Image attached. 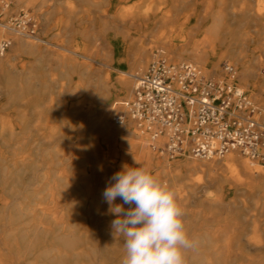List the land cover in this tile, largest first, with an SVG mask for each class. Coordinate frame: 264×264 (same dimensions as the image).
Wrapping results in <instances>:
<instances>
[{
	"label": "rangeland",
	"instance_id": "rangeland-1",
	"mask_svg": "<svg viewBox=\"0 0 264 264\" xmlns=\"http://www.w3.org/2000/svg\"><path fill=\"white\" fill-rule=\"evenodd\" d=\"M4 1L9 3V8H11L9 15L0 17L4 24L23 10H28L39 24L37 35L50 37L51 42L42 41L38 50L21 52L7 61L5 57L11 51L10 46L5 55L1 56L0 197H9L12 201L7 209V217L9 218V212L16 210V205L23 200L24 196L31 192L32 186H25L32 180L36 164L38 185L45 171L51 169V174L60 171L61 175H67L71 183V186L68 185L67 188L72 193L79 196L86 193L87 201L82 205L84 212L82 222L88 226L89 230L91 229L83 240L78 238L74 240V245L70 244L62 257V264H122L126 255L123 238L113 237L101 226L109 219H115L114 215L105 214L108 205L102 200V192L109 178L122 166L141 167L143 158H138L140 151L134 145L138 140L134 135L127 133L128 129H134L135 125L131 123L117 125L111 119V115L108 117V124H113L118 128L122 127V129L124 127L123 131L127 135V140L133 143V146H129L123 134L109 136L101 132L100 128L97 131L95 129L91 134L89 124L83 127L76 124L74 126L65 125L63 113L76 107L77 100L72 96L75 86L79 83L83 85L87 92L86 100L90 101L93 98L90 95L91 90L100 86L101 81H106L107 74L113 73L118 77L123 73L122 70L131 71V67L140 57L142 48H148L147 68L157 52H163L171 58L165 49L154 46V41L156 37L166 38L167 29L172 27L176 20L168 22L165 27L160 22V18L155 21H146L148 31H145V26L140 20L128 17L123 21L115 15L117 10L130 7L146 9L152 2L157 4L158 0H48L45 4H40L38 1L30 4L29 0ZM206 1L186 0L177 12V16L182 18L187 15L194 20L203 11ZM249 1L255 6V0ZM240 2L241 0H225V6L229 8V12L233 13L226 12V22L234 27L240 21L236 19L240 15ZM166 5L163 4L161 7L165 8ZM48 11L51 15L46 20ZM262 21L257 25L250 24L246 29L251 39L250 43L242 46L243 55L247 57L245 60L255 53L253 48L257 46V40L264 39V18ZM149 27H154L153 32L149 31ZM7 36L2 37L0 41L9 38ZM236 47H241V45H236ZM136 52L140 54L137 56ZM257 54L264 63V52L260 49ZM103 57H107V60ZM172 59L177 62L188 61ZM116 61L125 66L117 65ZM226 62L234 64L228 58L224 63ZM99 69L101 70L98 71ZM146 70L140 71L141 75ZM206 75L214 77L209 73ZM116 76H112V80ZM235 79V84L241 86L238 73ZM133 81L136 83V78ZM252 81L256 82V80ZM88 87L91 88L88 89ZM245 91L264 111V100L252 97V92L248 89ZM131 94L133 95V91ZM130 95L122 97V100L132 98ZM94 115L97 117L98 112ZM26 116L29 126H25L26 122H23ZM7 120L18 121L19 128L5 129L4 123ZM48 121L54 124V131L50 139H45ZM34 135L38 140L32 142V139H27V143L23 142L24 136L28 138L31 136L34 139ZM147 139L151 142L149 135ZM76 143L83 145L84 157H76L75 151H71V146ZM150 150L156 152L151 148ZM21 151L32 153L33 159L28 165L14 163V158ZM57 151H62V154H58ZM157 152L159 157H162L161 159L174 160L176 157L185 156L183 158H186L187 155L191 157L189 154H177L171 157L170 154ZM39 169H42L41 172ZM82 169L87 172L84 170L86 173L79 174ZM150 171L168 186L176 179V184L187 192V197H184L185 201L184 198L179 199L176 195L184 213V225L190 238L195 242V247L185 253L186 264H202L200 252L209 250L208 239L218 242L232 241V255L236 257L234 262L241 261L249 251L246 248L248 241L253 240L252 243H256L259 249H252L251 253L261 256L264 260V198L259 191L251 189L238 191L236 189L221 192L216 186L203 189L201 192L191 190L186 187L187 184L203 177L204 173L199 170L191 171L183 163L169 167L156 165ZM23 191L26 192L24 195ZM220 196H223V199ZM207 198L219 203L214 205L206 203ZM222 200L225 202H220ZM116 202L121 203L119 198ZM125 207L127 208L126 205ZM38 235L36 248L29 256V259L34 262H41L44 252V246L41 245L43 233ZM49 237H46L47 242ZM80 250L82 254L77 256L76 252Z\"/></svg>",
	"mask_w": 264,
	"mask_h": 264
},
{
	"label": "bare ground",
	"instance_id": "bare-ground-1",
	"mask_svg": "<svg viewBox=\"0 0 264 264\" xmlns=\"http://www.w3.org/2000/svg\"><path fill=\"white\" fill-rule=\"evenodd\" d=\"M34 1H38L40 4L48 2V0H29L28 3L33 4ZM3 3L4 1L0 0V17L9 15L11 10L9 7L8 9L4 8ZM185 3L186 0H158L157 4L152 2L146 9L140 10L130 7L117 10L115 15L123 21L127 20L128 17L133 20H140L145 26V31L147 30L146 21H155L160 18V22L165 27L168 22L176 20L174 25L167 29L168 35L166 38L156 37L154 41V46L162 47L171 56V58L168 57L169 61H175L172 58L188 60L180 62L196 64L205 74L209 73L214 75V77L218 76L219 79L226 80L230 79L224 64L228 58L234 63L235 71L238 73L240 82L242 83L241 87L252 92V97L264 100V63L257 54L260 49L264 52V39L260 38L257 40V46L253 48L255 53L247 60H245L247 57L243 55L244 49L242 48L243 45L250 43L251 38L248 35V30L246 31L248 26L250 24H260V21L264 18V0H255V6L249 0H241L240 15L236 18L240 21L235 27L226 22L225 15L230 10L225 6V0H207L203 11L194 20H191L190 16L187 15L182 18L177 16L180 7ZM163 4H167L165 8L161 7ZM236 12L234 13L236 14ZM50 13V11L46 13V20L49 19ZM169 14L174 15V17H171L172 15ZM229 14L233 13L229 12ZM0 22L3 21L0 20ZM148 29H150V32H153L154 27H149ZM4 36L9 37L7 40L11 41V51L5 57L7 61L21 52L38 50L42 41L51 43L50 37H41L39 34L27 36L14 33L6 24L0 23V39ZM2 41H0V48ZM236 45H241V47L237 48ZM147 49L142 48V51L140 50L141 54L138 53L140 57L137 58L138 61L131 67V71L127 72L121 69L123 73L118 77L113 73L107 74L106 81H101L100 86L91 90L90 95L93 98L90 101L87 102L86 100L87 92L84 86L80 83L75 86L72 96L77 100V104L72 110L63 113L64 124L68 126L76 124L79 127L89 124V132L91 134L94 133L95 129L97 131L99 128L101 132L109 136L123 134L127 144L133 146V143L129 139L127 140V135L123 131L124 127L122 129V127L118 128L115 125L113 126V124H108V117L111 115L109 109L111 105L120 102L122 97H128L132 93L135 86L134 78L137 79L141 75L140 71L146 70L148 66L149 52H147ZM1 56L0 50V63L2 60ZM103 58L107 60V57ZM115 63L122 67L125 66L117 61ZM222 64L224 65L222 66ZM106 65L111 66L109 64ZM112 76H116V78L112 80ZM252 80H256V82ZM83 83L85 84V82ZM90 88L88 87V89ZM87 98L89 97L87 96ZM95 112H98L97 117L94 115ZM23 122H26L25 126L28 125L27 116L23 119ZM130 123L135 125L136 128L134 126V129H128L127 133L134 135L138 140L134 145L140 151L138 158H143L141 166L151 170L156 165L169 167L183 163L191 171L199 170L201 173H204L203 177L192 180L187 184L186 187L191 190L201 192L203 189H208L211 186H216L221 192L234 191L236 189L238 191L251 189L259 191L264 198L263 161L253 160L238 151L228 152L222 157L201 159L193 156L188 150H185L181 155L189 154L191 157L187 155L186 158H183L185 156L176 157L174 160L161 159L162 157H159L160 155L157 154V151L161 154L165 153L160 151V146L163 145L164 139H159L157 142L153 141L150 134L141 130L132 120H127L123 124L117 125H127ZM4 128L15 130L19 128V123L14 120H7L4 123ZM53 131L54 124L48 121L45 139H50ZM148 135L151 138L150 143L147 139ZM35 137L33 139L31 136L29 138L28 136H24L23 142L27 143V139H32V142L38 140ZM89 138L91 137L89 136ZM150 148L157 153L152 152ZM71 151H75L76 157H84V148L81 143L72 145ZM57 153L61 155L62 151H57ZM18 155L14 158L15 164L24 163L28 165L30 160L33 159L32 153L28 151H21ZM37 167L36 164L33 178L25 186H32L31 192L24 196L23 200L16 205L14 212H9V218L7 217V209L10 207L12 201L9 197H0V264H62V257H64L66 249L70 244L74 245V240L78 238L83 240L84 236L88 235L91 231L82 222L84 217L82 205L87 201L85 198L86 193H83L82 196L72 193L67 188L68 185L71 186L67 175H61L60 171H58L59 173L51 174V169L50 171H45L43 177H41L42 183L40 181L38 185ZM39 170L41 172L42 169ZM84 170H80L79 174L87 172L86 170L84 172ZM169 187L177 193L176 195L179 199L187 197V192L183 191L176 184V179L172 181ZM22 193L24 195L26 192L23 191ZM220 198L223 199V196H220ZM205 202L213 205L219 203L216 200L210 201V198H207ZM220 202L225 201L222 200ZM111 221L112 219H109L105 224H101V226L113 237H118L119 235H114L111 229ZM39 233H43L41 240V245L44 246L43 258L41 262H34L29 259V256L31 251H34L36 248ZM48 236L50 237L47 242L46 237ZM207 242L210 243L209 250L207 252H204V250L200 252L202 264H264L261 256L251 253L252 249H259L256 243H252L253 240L252 242L248 241L246 248L249 251L239 262L233 261L236 257L232 255V241L218 242L208 239ZM76 254L78 256L82 254V251H77Z\"/></svg>",
	"mask_w": 264,
	"mask_h": 264
},
{
	"label": "built area",
	"instance_id": "built-area-1",
	"mask_svg": "<svg viewBox=\"0 0 264 264\" xmlns=\"http://www.w3.org/2000/svg\"><path fill=\"white\" fill-rule=\"evenodd\" d=\"M5 24L27 36H36L39 27L25 10ZM10 46L3 40L1 54ZM224 64L230 79L209 77L196 64L172 62L157 52L137 77L132 98L111 105V119L116 124L132 120L153 141L164 139L160 151L171 156L188 150L209 159L238 151L264 162V111L235 84L234 66Z\"/></svg>",
	"mask_w": 264,
	"mask_h": 264
},
{
	"label": "clouds",
	"instance_id": "clouds-1",
	"mask_svg": "<svg viewBox=\"0 0 264 264\" xmlns=\"http://www.w3.org/2000/svg\"><path fill=\"white\" fill-rule=\"evenodd\" d=\"M102 200L108 205L105 214L115 216L114 235L123 238L122 264H186L185 253L195 242L183 210L175 192L149 169L122 166L109 178Z\"/></svg>",
	"mask_w": 264,
	"mask_h": 264
}]
</instances>
